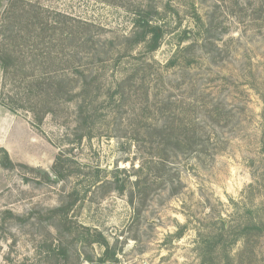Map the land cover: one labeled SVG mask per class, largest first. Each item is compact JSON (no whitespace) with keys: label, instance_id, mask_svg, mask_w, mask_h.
Masks as SVG:
<instances>
[{"label":"rangeland","instance_id":"374dc122","mask_svg":"<svg viewBox=\"0 0 264 264\" xmlns=\"http://www.w3.org/2000/svg\"><path fill=\"white\" fill-rule=\"evenodd\" d=\"M16 2L55 27L14 52L31 62L17 73H60L65 15L87 36L74 47L93 102L80 126L57 93L38 126L39 105L0 104V264H204L205 246L211 264L224 250L264 264V0ZM143 16L154 51L127 45ZM19 86L0 65V102Z\"/></svg>","mask_w":264,"mask_h":264},{"label":"trees","instance_id":"16d2710c","mask_svg":"<svg viewBox=\"0 0 264 264\" xmlns=\"http://www.w3.org/2000/svg\"><path fill=\"white\" fill-rule=\"evenodd\" d=\"M16 1H9L2 16L3 21L0 25V65L2 68L3 84H7L10 80L16 81L17 79L22 92L16 96L7 93L5 97H2L0 104L10 111L28 108L32 112H34V108L31 107L33 106L32 104L35 107L39 105L40 112H34V117L37 120L36 125L38 126L41 124L45 114L52 113V107L50 106L52 99L50 98L54 93H57L62 102L74 103L77 122L78 124H82L81 122L91 117L90 112L93 99L88 87L90 80L87 78L91 76V73H86L79 69L78 63L80 59L76 57L77 52L74 46L76 42L86 44L85 38L87 36H85L84 32L77 35L76 30H73L71 27L72 24H66L69 18L63 15L62 20L59 21L65 24L64 28L61 29V34L63 35L59 40L61 46L59 51L61 55L59 56L61 57L59 59V65L62 66L60 73L55 74L52 72H44L45 70L41 69H33L30 73L22 71L18 74V69L29 66L31 62H26L23 59L20 66L16 67L14 52L23 50L27 44L37 49L38 41L45 48L46 42L43 41V32L55 27L48 24L51 19H44L42 17L43 11L40 7H37L31 2H22L23 5L16 8ZM57 15L60 16V14ZM31 20L33 22H30ZM88 25L89 23L86 24V26ZM161 35V31L149 23L148 17H139L136 19L135 30L126 38L129 42L127 45L134 46L142 43L148 51H154L159 45ZM84 135L85 133H81L78 136V140ZM8 163L9 166L12 164L9 161ZM54 174L57 178L63 176L61 170L57 167L54 168ZM116 182L119 184L120 181L116 179ZM66 211L64 209L61 210L62 213ZM254 227L259 230H264V223L260 222L254 225ZM95 235V242L107 245L106 240L100 233H96ZM241 237L244 238L243 235ZM237 239L238 235H233L231 242L234 243ZM207 248L208 246L200 248L198 255L204 264H211L210 253ZM222 255L221 264H235L234 258H232L229 251H222ZM108 259L115 260L114 255L110 253L109 249H105L102 260Z\"/></svg>","mask_w":264,"mask_h":264},{"label":"water","instance_id":"95a60500","mask_svg":"<svg viewBox=\"0 0 264 264\" xmlns=\"http://www.w3.org/2000/svg\"><path fill=\"white\" fill-rule=\"evenodd\" d=\"M52 178H53V180H56L57 179V177L56 176H52ZM101 264H112V263H101Z\"/></svg>","mask_w":264,"mask_h":264}]
</instances>
